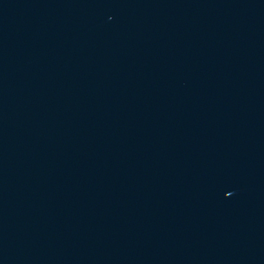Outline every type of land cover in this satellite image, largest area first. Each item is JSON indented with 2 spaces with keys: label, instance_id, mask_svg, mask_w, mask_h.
I'll return each mask as SVG.
<instances>
[{
  "label": "water",
  "instance_id": "obj_1",
  "mask_svg": "<svg viewBox=\"0 0 264 264\" xmlns=\"http://www.w3.org/2000/svg\"><path fill=\"white\" fill-rule=\"evenodd\" d=\"M0 264H264V0H0Z\"/></svg>",
  "mask_w": 264,
  "mask_h": 264
}]
</instances>
